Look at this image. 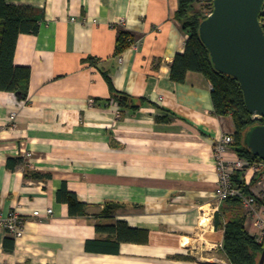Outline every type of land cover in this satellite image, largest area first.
Segmentation results:
<instances>
[{
    "label": "crops",
    "instance_id": "1",
    "mask_svg": "<svg viewBox=\"0 0 264 264\" xmlns=\"http://www.w3.org/2000/svg\"><path fill=\"white\" fill-rule=\"evenodd\" d=\"M6 2L42 20L15 52V64L31 69L28 100L0 91V213L26 219L22 238L0 229V264H232L214 225L223 205L214 145L233 120L215 113L203 74L170 77L189 38L179 0ZM120 32L131 46L117 55ZM244 180L260 199L246 220L259 237L264 172L251 167ZM63 185L84 215L70 214ZM48 209L47 218L32 214ZM119 222L140 230V241L97 229Z\"/></svg>",
    "mask_w": 264,
    "mask_h": 264
},
{
    "label": "trees",
    "instance_id": "2",
    "mask_svg": "<svg viewBox=\"0 0 264 264\" xmlns=\"http://www.w3.org/2000/svg\"><path fill=\"white\" fill-rule=\"evenodd\" d=\"M206 7L199 0H179L177 20L183 30L189 35L183 54H178L171 65V79L184 83L190 72L203 74L213 86L212 99L215 113L219 116H231L234 125V150L237 155L249 162V165L233 175V183L237 186L241 196L252 195L250 185L244 180V175L255 162L262 161L255 156L245 144V136L249 129L264 124V118H254L246 106L243 89L240 82L229 75L216 70L211 55L205 46L200 26L213 11V0ZM264 8V7H263ZM42 15L33 8L7 4L0 0V91L14 94L19 102L28 100L31 69L15 64L17 42L22 34L35 35L39 32ZM260 22L264 28V12L260 15ZM130 35L119 33L116 54L120 55L131 46ZM110 83V82H109ZM121 104L126 102L120 99ZM15 159H9V167H14ZM26 177H30L29 174ZM36 177V175H34ZM61 201L69 205L71 215H84L86 204L81 203L77 196L68 191L63 185L58 192ZM260 201V199H259ZM106 210L116 208L107 203ZM246 210L241 197H231L221 206L214 218L217 229H224V250L232 264H259L264 250V238L251 234L246 228ZM99 231H105L117 236L119 242L140 241L141 231L129 227L124 222L105 227L97 226Z\"/></svg>",
    "mask_w": 264,
    "mask_h": 264
},
{
    "label": "water",
    "instance_id": "3",
    "mask_svg": "<svg viewBox=\"0 0 264 264\" xmlns=\"http://www.w3.org/2000/svg\"><path fill=\"white\" fill-rule=\"evenodd\" d=\"M263 7L264 0H213V11L200 26L216 70L240 82L246 106L259 118H264ZM245 144L264 162V124L247 131ZM259 264H264V250Z\"/></svg>",
    "mask_w": 264,
    "mask_h": 264
},
{
    "label": "built area",
    "instance_id": "4",
    "mask_svg": "<svg viewBox=\"0 0 264 264\" xmlns=\"http://www.w3.org/2000/svg\"><path fill=\"white\" fill-rule=\"evenodd\" d=\"M264 12V8H263ZM136 46V45H134ZM18 114L16 112L10 115V129H15V120ZM254 118H259L254 116ZM234 132L225 135L219 139L214 145V154L217 160V169L219 172V181L215 189V197L219 204H222L231 197H241L243 199V205L246 210V215L250 216L257 214V207L259 206V198L253 195L241 196L237 186L233 183V175L249 165L245 159L240 158L234 150ZM31 156L30 153L27 154ZM256 169L257 174L264 172V162L259 161L252 163L250 168ZM262 178V177H261ZM260 178V179H261ZM261 181V180H260ZM264 201V196H263ZM33 216L36 218H47L53 215V210L48 209L46 212L34 211ZM26 219L20 215L17 211H12L8 216H4L0 213V229L7 231L11 236L16 239L22 238L25 231ZM256 226L260 231V240L264 238V218L259 216L256 222Z\"/></svg>",
    "mask_w": 264,
    "mask_h": 264
},
{
    "label": "rangeland",
    "instance_id": "5",
    "mask_svg": "<svg viewBox=\"0 0 264 264\" xmlns=\"http://www.w3.org/2000/svg\"><path fill=\"white\" fill-rule=\"evenodd\" d=\"M199 3L204 5L206 7V13L209 12V5L211 3V0H199Z\"/></svg>",
    "mask_w": 264,
    "mask_h": 264
}]
</instances>
